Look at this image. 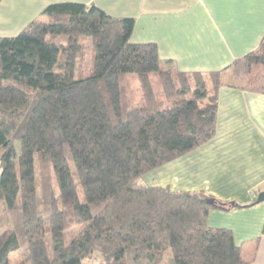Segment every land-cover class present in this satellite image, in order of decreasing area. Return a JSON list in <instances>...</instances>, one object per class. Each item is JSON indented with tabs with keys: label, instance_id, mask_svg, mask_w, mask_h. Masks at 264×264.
<instances>
[{
	"label": "trees",
	"instance_id": "trees-1",
	"mask_svg": "<svg viewBox=\"0 0 264 264\" xmlns=\"http://www.w3.org/2000/svg\"><path fill=\"white\" fill-rule=\"evenodd\" d=\"M134 27L66 2L0 36V264H248L208 218L261 192L223 202L144 178L213 140L222 87L264 95V38L225 70L169 72Z\"/></svg>",
	"mask_w": 264,
	"mask_h": 264
},
{
	"label": "crops",
	"instance_id": "crops-1",
	"mask_svg": "<svg viewBox=\"0 0 264 264\" xmlns=\"http://www.w3.org/2000/svg\"><path fill=\"white\" fill-rule=\"evenodd\" d=\"M66 2L134 19L131 43L157 45L162 62H172L163 68L184 73L225 70L264 38V0H3L0 36L18 35L48 6ZM144 182L248 204L264 191V95L222 87L213 140ZM208 223L233 232L248 264H264V202L211 211Z\"/></svg>",
	"mask_w": 264,
	"mask_h": 264
},
{
	"label": "rangeland",
	"instance_id": "rangeland-1",
	"mask_svg": "<svg viewBox=\"0 0 264 264\" xmlns=\"http://www.w3.org/2000/svg\"><path fill=\"white\" fill-rule=\"evenodd\" d=\"M89 42L87 41V43L85 44V46L87 47L86 51H84V55L82 56V59H81V62L85 65V66H88L90 67L91 66V60H92V54H91V49H90V46H89ZM166 71H169V72H173L174 70L173 69H168V68H164ZM19 151V150H18ZM2 174V168H1V162H0V176ZM9 218H12L13 219V216H9ZM135 219V218H134ZM136 220V219H135ZM2 232H5V228L3 229ZM127 243L128 244H132V241H133V238L131 237H128L127 239ZM24 254L25 256L28 255V251L25 249L24 250ZM100 260L101 259H98L97 257L94 258V259H91V260H88L87 261V264H100Z\"/></svg>",
	"mask_w": 264,
	"mask_h": 264
},
{
	"label": "water",
	"instance_id": "water-1",
	"mask_svg": "<svg viewBox=\"0 0 264 264\" xmlns=\"http://www.w3.org/2000/svg\"><path fill=\"white\" fill-rule=\"evenodd\" d=\"M263 202H264V191L261 192V193L258 195V199H257V203H256V204L263 203Z\"/></svg>",
	"mask_w": 264,
	"mask_h": 264
}]
</instances>
